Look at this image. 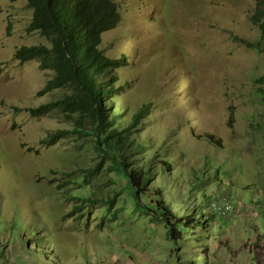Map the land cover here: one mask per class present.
I'll use <instances>...</instances> for the list:
<instances>
[{"label": "rangeland", "instance_id": "obj_1", "mask_svg": "<svg viewBox=\"0 0 264 264\" xmlns=\"http://www.w3.org/2000/svg\"><path fill=\"white\" fill-rule=\"evenodd\" d=\"M114 1L121 22L103 33L101 50L125 62L115 74L131 112L150 106L142 137L174 164L162 184L168 203L183 215V206L210 194L232 201L240 218L213 220L209 231L190 233L203 236L177 245L164 223L136 210L121 181L104 174L75 183L99 161L88 138L47 139L73 131L79 119L28 111L72 89L41 94L55 72L15 53L50 42L28 32L27 0H0V264H264V102L257 95L264 53L247 44L260 37L257 2ZM106 103L121 113L117 101ZM118 193L114 210L126 211L107 216L108 194ZM88 198L95 202L76 212Z\"/></svg>", "mask_w": 264, "mask_h": 264}, {"label": "trees", "instance_id": "obj_2", "mask_svg": "<svg viewBox=\"0 0 264 264\" xmlns=\"http://www.w3.org/2000/svg\"><path fill=\"white\" fill-rule=\"evenodd\" d=\"M16 2L18 0H9ZM257 2L256 16L253 21L260 28L257 42H247L254 50L264 53V0ZM33 16L28 32H38L50 42L46 45L22 46L16 51L18 61L40 60L42 68L55 72L41 94L67 86L72 89L71 96L29 109L32 116H41L53 110L65 114L69 120H78L73 131H58L49 136L48 144H56L59 140L76 133L79 138H88L90 147L97 153L99 161L88 169H84L82 177H74L75 183L83 178V185L90 184V178L103 177L108 174L112 182L124 183L122 191H128V200H133L136 210L151 216L154 221L162 222L168 230V237L177 245L187 241L195 229L203 232L210 230L209 223L221 219L231 223L228 217L214 211L213 203L220 205L225 201H215L209 195L193 199V204L183 206L184 213L179 215L168 203L162 184L169 183L174 164L155 150V145L142 137L143 120L148 114L147 106H142L132 113L128 105L118 95L122 89L115 72L124 66V60L109 58L101 50L102 35L115 29L121 22V13L114 0H27ZM263 83L257 95L264 102V76L259 79ZM118 102L121 113H111L112 105L107 99ZM77 100V101H76ZM264 104V103H263ZM80 109L83 114L79 118L72 116ZM88 120L85 125L84 120ZM119 121L124 124H119ZM212 138V137H210ZM165 147V145H163ZM143 154H146L144 156ZM169 175V176H168ZM73 176V174H72ZM208 178V176H207ZM205 179H199V185ZM211 181V179L209 180ZM113 183V184H114ZM71 183L69 182L68 185ZM64 187L58 185V189ZM192 190L189 197L193 198ZM118 194H108V215L114 218L125 213L126 208L114 210ZM97 201V200H96ZM84 204L75 207L78 212L85 204L95 200L82 199ZM235 208L240 209L232 202ZM74 211V212H75ZM240 212V211H239ZM203 236V235H201ZM206 238V237H204Z\"/></svg>", "mask_w": 264, "mask_h": 264}, {"label": "built area", "instance_id": "obj_3", "mask_svg": "<svg viewBox=\"0 0 264 264\" xmlns=\"http://www.w3.org/2000/svg\"><path fill=\"white\" fill-rule=\"evenodd\" d=\"M213 209L214 211L219 212L223 216L228 217L231 221L237 219L240 213L232 204V201L230 202L227 200H225L221 205L217 202L213 203Z\"/></svg>", "mask_w": 264, "mask_h": 264}, {"label": "clouds", "instance_id": "obj_4", "mask_svg": "<svg viewBox=\"0 0 264 264\" xmlns=\"http://www.w3.org/2000/svg\"><path fill=\"white\" fill-rule=\"evenodd\" d=\"M239 218H240V217H239ZM239 218H238V219H239Z\"/></svg>", "mask_w": 264, "mask_h": 264}, {"label": "crops", "instance_id": "obj_5", "mask_svg": "<svg viewBox=\"0 0 264 264\" xmlns=\"http://www.w3.org/2000/svg\"><path fill=\"white\" fill-rule=\"evenodd\" d=\"M260 228V227H259Z\"/></svg>", "mask_w": 264, "mask_h": 264}]
</instances>
